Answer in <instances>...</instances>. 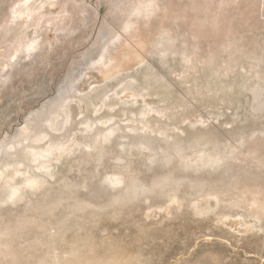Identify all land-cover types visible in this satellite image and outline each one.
<instances>
[{
	"label": "rangeland",
	"instance_id": "obj_1",
	"mask_svg": "<svg viewBox=\"0 0 264 264\" xmlns=\"http://www.w3.org/2000/svg\"><path fill=\"white\" fill-rule=\"evenodd\" d=\"M0 264H264V0H0Z\"/></svg>",
	"mask_w": 264,
	"mask_h": 264
}]
</instances>
